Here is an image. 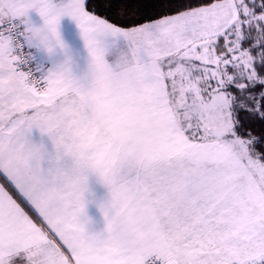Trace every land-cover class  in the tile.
Instances as JSON below:
<instances>
[{
	"label": "snow or ice",
	"instance_id": "1",
	"mask_svg": "<svg viewBox=\"0 0 264 264\" xmlns=\"http://www.w3.org/2000/svg\"><path fill=\"white\" fill-rule=\"evenodd\" d=\"M0 264H264V0H0Z\"/></svg>",
	"mask_w": 264,
	"mask_h": 264
},
{
	"label": "crops",
	"instance_id": "2",
	"mask_svg": "<svg viewBox=\"0 0 264 264\" xmlns=\"http://www.w3.org/2000/svg\"><path fill=\"white\" fill-rule=\"evenodd\" d=\"M37 20L38 16L34 17ZM60 31L69 47L75 51H83L82 41L79 34V29L70 17H63L60 22ZM34 137L39 139V133L34 132ZM45 140L47 138L45 137ZM109 199L108 189L93 176L90 178V193L87 196L86 212L90 218L89 230L99 232L105 227V220L100 211V203Z\"/></svg>",
	"mask_w": 264,
	"mask_h": 264
},
{
	"label": "clouds",
	"instance_id": "3",
	"mask_svg": "<svg viewBox=\"0 0 264 264\" xmlns=\"http://www.w3.org/2000/svg\"><path fill=\"white\" fill-rule=\"evenodd\" d=\"M92 171L97 177L98 181L105 185L111 182L113 175V162L110 155L105 151H99L94 154L92 162ZM68 183L70 185H78V180L75 177H69ZM86 221L90 223V218L86 216Z\"/></svg>",
	"mask_w": 264,
	"mask_h": 264
}]
</instances>
